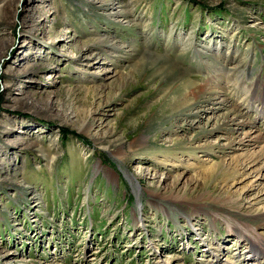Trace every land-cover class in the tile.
<instances>
[{"label":"rangeland","instance_id":"374dc122","mask_svg":"<svg viewBox=\"0 0 264 264\" xmlns=\"http://www.w3.org/2000/svg\"><path fill=\"white\" fill-rule=\"evenodd\" d=\"M263 95L264 0H0V264H253Z\"/></svg>","mask_w":264,"mask_h":264},{"label":"bare ground","instance_id":"6f19581e","mask_svg":"<svg viewBox=\"0 0 264 264\" xmlns=\"http://www.w3.org/2000/svg\"><path fill=\"white\" fill-rule=\"evenodd\" d=\"M144 61V60H143ZM100 72H103V70L102 71H100ZM177 74H174L173 72H169V77L170 78H168V79H171L172 81H183V82H181L182 84L184 83L188 88H192V89H194V88H196L193 84H191V83H189L186 79H185V77H184V75H182L179 71L178 72H176ZM108 76H110V75H108ZM165 80H167V79H165ZM227 80L229 81V83L231 82V80H229V77L227 78ZM179 82V83H180ZM178 83V84H179ZM183 84V85H184ZM249 90H252V89H249ZM246 92H247V90H246ZM250 93L251 94H253V90L252 91H250ZM183 94V96L186 98V96H187V92H183L182 93ZM189 94H191V93H189ZM182 96V97H183ZM245 96V95H244ZM264 96V95H263ZM191 97V96H190ZM203 98V99H206V93H204V92H202V93H198V96L196 97V98ZM188 98V97H187ZM253 98V97H252ZM251 98V99H252ZM247 99V98H246ZM259 99V98H258ZM246 101V100H245ZM183 104V103H182ZM195 104H193V105H191L190 107H189V109L191 108L192 109V107L194 106ZM232 118H233V116H232ZM193 121V120H192ZM195 122V120L193 121V123ZM257 140H261L260 139V136H255V137H250L249 135H248V133H243L242 134V138L239 140V142H238V144H239V146H241V147H243V146H245V147H249V146H252V149L253 148H256V142H257ZM241 144V145H240ZM251 153H254V154H256L257 153V155L256 156H250V157H246V158H244V159H242L241 161H243V163H245V164H247L248 166H249V170H251V169H253V171H258L257 169H259L260 167H264V142H263V144L261 145V147L258 149V151H256V152H251ZM241 159V158H240ZM207 160V159H206ZM206 163V162H205ZM207 163H211V161H207ZM260 164V165H259ZM211 166H212V164H211ZM258 166V167H257ZM231 172V171H230ZM200 174V173H199ZM235 174V173H234ZM239 174V173H238ZM247 176V173L246 172H241V174H240V178L242 179V178H244V177H246ZM260 176V175H259ZM261 178H264V176L262 175V177ZM243 180V179H242ZM244 181V180H243ZM251 183H254L253 181H250L248 184H251ZM138 188V187H137ZM251 203V202H250ZM251 205H253L255 208H257V209H259L258 207H257V205L261 208V211H262V217L264 218V196L261 198V199H258V201H256V199H254V201H253V203H251ZM140 206V205H139ZM238 236L240 237V238H242L244 241H247V243H248V247H247V259H252V257H254V260H253V264H259V262H262V261H264V241H263V243H256L255 241H254V239L253 240H248V237L246 236V234H245V232H241V231H238ZM262 237H263V240H264V227H263V234H262ZM246 238V239H245ZM247 259H245V260H247ZM215 261H216V263L217 264H233V260H226V263H224V262H222L223 260H221V258L219 259V257L218 258H216L215 259ZM214 261V262H215Z\"/></svg>","mask_w":264,"mask_h":264}]
</instances>
